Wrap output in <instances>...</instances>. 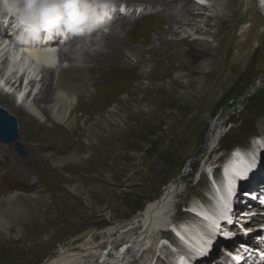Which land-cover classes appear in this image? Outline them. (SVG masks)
Returning a JSON list of instances; mask_svg holds the SVG:
<instances>
[{
  "label": "rangeland",
  "instance_id": "374dc122",
  "mask_svg": "<svg viewBox=\"0 0 264 264\" xmlns=\"http://www.w3.org/2000/svg\"><path fill=\"white\" fill-rule=\"evenodd\" d=\"M185 1H189L187 6L197 15L202 28L197 33L193 31L194 20L191 24L172 23L179 31L177 38H185L168 46L161 45V29L170 25L167 19L148 12L134 15L129 12L116 19L123 25L124 59L120 62L117 59L90 60L98 67H94L91 74L86 72L85 77H92L89 85L94 90L100 89V99L91 102L85 94H78L81 103V108L77 107L78 115L82 111H96L109 100L111 107L117 109L114 114L119 115L122 122L92 120L84 125L80 120L73 128L66 125L60 128L49 121L36 127L31 123L26 125L21 114L9 113L18 120L17 141L23 145L27 156H20L13 144L5 151V156L0 155V200L15 195L20 207L6 213L7 218L13 217L17 227L0 229V264H41L67 250L86 254L88 260L90 254L86 248L91 247V252L106 250L112 239L113 245L119 241L115 246L119 248L129 235L136 238L135 232L143 228L142 221H138L140 213L148 203L161 197L166 186H173L170 205L176 224L195 225L205 219L209 222L212 218L203 216L197 206L204 207L209 214L221 213L214 199L220 190L216 184L223 182L224 190L234 182L228 175L238 171L231 164L240 163L243 167L238 170L246 171L252 167L249 161L260 163L264 159V13L261 3L240 0V11L233 15L234 0H207L209 4L202 13H196L199 5L192 0H178L179 9ZM133 2L146 4L141 0ZM222 14L229 17L226 18L227 28L220 30L212 16ZM103 30L109 32L111 24L95 32L96 37L100 38ZM172 36L176 37L168 35L170 40ZM55 50L59 58L58 49ZM15 69L19 70V66ZM34 69L30 67V71ZM33 72L30 75L37 76L38 73ZM1 76V92L13 97L27 96L30 88L23 94L25 85L21 91L11 84L6 86ZM41 85L37 82L28 101L21 98L22 103L17 101V104L28 110ZM118 101L124 105H117ZM217 135L221 136L210 150V142H214ZM70 153H76L78 160L68 159L63 163L66 167H54L53 160ZM258 176L264 178V167ZM260 181H250L249 196L236 191V187L232 190L238 203H242V198L250 202L236 213L237 221L230 219V211L225 210L229 218L226 221L242 229L248 240L249 235L255 236L264 230L262 219L253 222L252 207L264 206V185ZM238 182L248 184L242 179ZM225 213L211 225L220 228ZM112 227L128 231H113L111 236L107 230ZM134 228L136 230L131 231ZM213 231L207 241L222 244L219 248L223 254L233 257L229 264L240 263L231 252L234 248L249 252L246 251L248 241L243 244L229 231ZM176 232L170 231L161 237L157 246V231L150 232L153 234L148 247L153 254L141 257L145 249L138 246L127 261L141 257L139 264H179L177 258L185 248L181 246L188 241ZM217 234L229 243L219 242ZM201 235L198 232V236ZM252 242L259 243V240L253 237ZM193 243L196 242L189 243L187 251L194 262L195 258L200 259L199 263L205 258L211 264L229 261V257L220 261L210 256L209 244L201 247Z\"/></svg>",
  "mask_w": 264,
  "mask_h": 264
},
{
  "label": "bare ground",
  "instance_id": "6f19581e",
  "mask_svg": "<svg viewBox=\"0 0 264 264\" xmlns=\"http://www.w3.org/2000/svg\"><path fill=\"white\" fill-rule=\"evenodd\" d=\"M133 1L134 0H113L115 10L112 13L109 22L102 27V28L108 27V25L111 24V30L109 32H104L103 30L102 34L100 35V38L96 37L97 35L95 34L97 33H93L94 37L89 36L86 38L68 36L63 38V43L60 44L62 38L53 37L51 40L48 41V43L46 44L42 43L37 47H33L32 44L26 47H22V50L23 51L25 50L27 53H25V55L21 58L19 57V54L16 53V51L13 49V47L9 48L8 40L6 39L10 37L9 36L3 37V34L0 33V74H2L1 76L2 78H4V73L7 70L6 67L8 66V64H11L12 66V67L10 66L11 70L9 73H7V76L5 77L6 86L11 84L12 87H16V89L19 88V90L21 91L23 88L24 77L25 75H27L26 73H22V72L24 71L25 67L28 66L29 68L34 67L35 69L33 70L34 71L33 73L34 74L38 73V74L37 76L35 74L36 77L33 75L34 77L28 76L27 78V83L25 85V89L23 90L24 92L25 90H27V88H30V91H28V94L25 97L27 98V101L36 83L41 82L42 84L39 89V92L35 93V96L33 98V104L28 107V110H25L23 107L17 104L16 97L11 96L9 93L0 91V105L3 106L2 108L6 109L8 111V112L6 111L7 113H12L16 115L18 113L21 114L23 116V120L26 125L31 123L32 125L34 124V126L36 127L43 126L49 121L50 122L52 121L53 123L54 122L57 123L59 125V126L57 125L58 127H60V125H66L67 128H73L74 125L80 120H82L81 123L84 125L87 122H91L92 120L94 122H106V123H110L111 120L112 121L117 120L122 122V118L119 115L117 116L114 114V112L117 109L115 110L116 107L114 108L111 107L109 100L108 102L105 101L104 105L100 106L96 111H91V112L82 111L80 115H78V111H77L78 109L77 107L81 105L78 99L79 98L78 94H85L91 102L100 99L98 94L100 89L96 88L94 90L89 85L90 84L89 80L92 79V77L90 79L85 77L86 72H89L91 74V71L93 72V70L96 67H98L97 65L95 66L94 64L91 63L96 60H102L107 62V61H113V59L115 60L117 59L120 62L125 57V51H124L125 43L123 42L124 40L121 37L123 35L121 28L122 24L117 22V20L129 12H132L133 15L136 14L137 12L138 14L141 12H146V13L148 12L150 15L156 14V15L164 16L170 25L167 26L166 28L161 29L159 40L161 45H165V46H168L171 43H176L177 40H181L185 38V36L177 38V36L179 35V31H177L171 26L172 23L182 24L184 22V24H191L192 21L194 20L195 22L193 23L194 25L193 31L197 33L202 29L200 27L199 21L197 20V15H195V13H193V11L187 6V3H189V1H185L184 6L181 7L180 9H179L178 0H141L146 2V4L144 3L138 4L135 3L137 1L135 2ZM192 1L197 2V4L199 5L198 11L196 13H202V11L206 9L205 5L209 4L207 0H192ZM239 1L240 0H234L233 2L234 8L232 9L231 14L235 15L239 13L240 11ZM259 2L261 3V8L264 13V0H259ZM219 4L223 5L221 2ZM147 5H150L152 7L147 8ZM180 17H183V20L180 19ZM227 17L229 16L226 14L212 16L213 19L217 20V25L219 26L220 30L227 28L226 27ZM236 24L237 21L234 23L232 28H234ZM168 35H176V37L173 38L172 36L170 40ZM55 41L56 44L54 43ZM53 45L55 49L56 48L58 49V55L60 56L59 58H57L58 56H56V50L53 48ZM16 66H19V70L15 69L14 71V68ZM126 66L128 67L129 64H126ZM40 75L42 76L39 79ZM91 89H93L94 91H91ZM23 94H25V92ZM21 96L22 95H20V97ZM118 104L124 105L121 101H118L117 105ZM107 107H111L110 110H107L108 113H106ZM220 136L217 135L215 139L214 137L212 138L214 139V142H210V146H209L210 150L214 148L215 142L220 138ZM70 142H72V140H70ZM10 148L11 146L8 143L0 144V155L5 156L6 155L5 151ZM78 157L79 156L76 153H70L67 156H63L61 159H55L53 160V164L55 165L54 167L57 166L64 167L65 165H63V163L66 160L68 159L78 160ZM262 161L261 162L263 166L260 165L261 162L258 163L255 161L254 162L249 161L248 163L252 167L248 165L250 169L246 171L238 170V167L240 168L242 166L240 163H234V165L231 164L233 168L235 167L234 170L238 171V172H234V174L232 173V175L231 174L228 175L233 178L234 182L230 184V186L226 187V189H224L225 188L224 187L223 188L224 190H222L224 184L223 182H221L220 184L218 183L216 184L220 190L218 191L214 199L216 200V205H217L216 208L219 207L220 209H222L221 213L214 211L212 212V214H209L208 210L204 209V207L202 208L200 205L197 206L198 209L196 208L197 210H199L200 213L203 214V216L207 217L208 219L212 218L209 222H206L205 219L200 223H196L195 225L194 224L192 225L190 222H186L185 224H176L173 221V217H172L174 211L172 210L170 205L171 196H172L171 191H173L172 190L173 186H166L164 188V191L162 192L161 197L148 203L144 211L140 213L141 218L138 221H142L143 228L142 230L135 232V234L137 235L136 238H133L132 235H129L127 239L125 238L126 241L124 243L118 245V247L121 246L119 248L117 247L115 248V246L119 241L116 243V245H113V239L112 242H110V244L106 248V250L97 249L91 252L89 250L91 249V247L88 248L85 247L90 254L88 255L90 257V259L88 260L85 259V257H87L85 256L86 254L83 255L81 253H74L73 250H67L64 251L63 254H59L58 256L50 257L46 259L41 264H126V263L139 264L140 261L143 260L141 259L142 255L146 257L149 254H153L152 249L148 247L151 241L149 237L153 234L152 233L150 235V232L152 231H157V238L155 243L156 246L159 243L160 238L168 235L170 231H177L176 232L178 233L177 236L186 238L188 244L186 245L184 244L185 246H181L185 248L184 250L182 249L184 253H181V255H179L177 258V262L179 264H211L208 260H205L207 258L202 259L203 263H199L200 259L195 258L196 261L194 262V258L193 259L190 258L189 251H187V248H189L188 246L189 243L192 242H196L193 243L192 245L196 244L195 246H197L198 244V246L200 245L201 247L202 244L204 245L209 244L208 245L210 248L209 255L216 257V259H219L220 261H225L229 257V261L224 262L225 264L226 262L227 264H229L230 261H232L231 259H233V257L223 254L222 250H220L219 248V245L222 246V244L219 243V245H216L212 243L211 240L207 241L206 238L208 237V235L211 234L210 231L212 230L229 231L231 233V236L238 238L239 241H241L243 244H245V242L248 241L247 246H249V250L246 251L249 252H244L237 248H234L233 251L231 252L235 254L234 256L239 258V262H241V263L234 262V264H264V230H260L263 232H261L260 234L258 233L255 236L249 235L248 236L249 240H248L247 238L245 239L247 235L242 232V229L238 228V226L234 224H229L227 222L229 221V218L230 219L233 218L235 221H237L238 217L236 213L237 212L239 213L241 209L245 208L246 203L250 204L247 198H242L241 199L242 201H240L242 203H238V201L236 200L237 198L235 199L236 196L233 197L234 193L232 190L236 187L237 189L236 191H238L239 193L242 192L243 194L246 193V195L249 196L251 194L250 181H255L257 179L258 180L260 179L261 180L260 182H262L264 185V178L262 176L256 177L257 173H259V171L262 170L264 167V159ZM245 163L246 162H244L243 164ZM232 167L231 169H233ZM239 179H242L248 184L246 183L242 184L241 182H238ZM262 190L264 191V188ZM218 194L220 196L219 199H217ZM17 208H20L19 200L15 195H10L0 200V229L13 228L14 230V228L17 227L16 224L14 225L13 222L14 219H12L13 217L11 219L9 217L8 218L6 217L7 211H10L11 209L15 210ZM252 209L254 211L253 222L257 223V220L262 219L263 220L262 223H264V207L262 206L258 207L254 205ZM225 210L230 211L229 213L227 212L229 216L228 219H227L228 216L226 217ZM223 212L225 213L224 215L225 218L223 223H221L222 226L220 225L219 228L218 225L216 226H214V224L211 225L214 219L218 218L219 216L223 218L222 217V215L224 214ZM17 230L20 229L17 228ZM134 230L136 229L134 228L131 231ZM107 231H110L111 236H113V231H128V229L120 230L117 227L116 228L112 227L109 228ZM188 231H192V232L189 233ZM198 232L202 234L201 237L198 236ZM253 237L259 240V243L257 242L253 243L252 242ZM216 239L219 242L223 241L225 245L229 243V241H227L224 237L219 236V234L216 235ZM146 240L147 242H144ZM138 246H140L139 249L141 247H144L145 249L144 252L141 254V257L140 258L135 257L133 261L128 262L127 257L131 253L133 254V252L136 251ZM154 257L155 255H153L152 259ZM179 257L181 258L179 259ZM157 260L159 259L157 258ZM144 262H146V260ZM212 262L215 263V260H212Z\"/></svg>",
  "mask_w": 264,
  "mask_h": 264
},
{
  "label": "clouds",
  "instance_id": "9594fccd",
  "mask_svg": "<svg viewBox=\"0 0 264 264\" xmlns=\"http://www.w3.org/2000/svg\"><path fill=\"white\" fill-rule=\"evenodd\" d=\"M113 0H0V22L10 24L20 43L53 37H88L106 25Z\"/></svg>",
  "mask_w": 264,
  "mask_h": 264
},
{
  "label": "water",
  "instance_id": "95a60500",
  "mask_svg": "<svg viewBox=\"0 0 264 264\" xmlns=\"http://www.w3.org/2000/svg\"><path fill=\"white\" fill-rule=\"evenodd\" d=\"M18 133V120L14 115L6 112L0 107V141L3 143L13 144L18 154L22 157L27 156V151L23 145L17 141Z\"/></svg>",
  "mask_w": 264,
  "mask_h": 264
}]
</instances>
